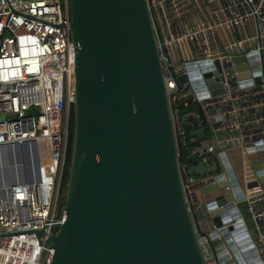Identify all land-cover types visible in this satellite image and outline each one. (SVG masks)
I'll return each instance as SVG.
<instances>
[{"label":"built area","instance_id":"1","mask_svg":"<svg viewBox=\"0 0 264 264\" xmlns=\"http://www.w3.org/2000/svg\"><path fill=\"white\" fill-rule=\"evenodd\" d=\"M145 2L186 207H196L194 189L213 177H221L228 187L217 154L235 148L243 198L233 206L264 264V189L257 178V172L264 176V83L253 82L255 77L264 80V0ZM233 56L245 58L248 77H235ZM71 74L67 0H0V264H49L53 249L48 237L63 220L59 201L73 100ZM180 75L183 81L177 79ZM205 78L215 79L223 92L210 96ZM198 93L203 94L200 99ZM187 106H192L197 126L207 131V154L195 161L202 160L210 175H196L185 161L197 146L187 138V128L194 127L179 115ZM4 152L13 170L10 181L1 172ZM207 236L197 234L201 254L208 264H217Z\"/></svg>","mask_w":264,"mask_h":264},{"label":"water","instance_id":"2","mask_svg":"<svg viewBox=\"0 0 264 264\" xmlns=\"http://www.w3.org/2000/svg\"><path fill=\"white\" fill-rule=\"evenodd\" d=\"M67 6L73 51L71 142L63 220L48 237L49 264H208L198 233L208 235L217 264H263L233 206L243 195L224 151L217 156L228 187L213 177L194 189L196 207H186L145 0H67ZM230 61L237 79L249 76L245 58ZM204 83L210 96L223 92L215 79ZM176 104L181 107V100ZM191 110L179 111L195 127L188 142L197 143L195 155L185 161L202 177L211 170L195 160L207 154L210 140ZM257 178L264 189V176L257 172Z\"/></svg>","mask_w":264,"mask_h":264},{"label":"trees","instance_id":"3","mask_svg":"<svg viewBox=\"0 0 264 264\" xmlns=\"http://www.w3.org/2000/svg\"><path fill=\"white\" fill-rule=\"evenodd\" d=\"M72 122V106L70 105V109H69V134H68V146H67V151H66V166H65V173H64V178L62 181V190H61V194H60V200L62 201L63 199V192L65 189V181H66V175H67V168H68V161H69V155H70V142H71V123ZM201 123H204V119L201 120ZM188 132V131H187Z\"/></svg>","mask_w":264,"mask_h":264},{"label":"rangeland","instance_id":"4","mask_svg":"<svg viewBox=\"0 0 264 264\" xmlns=\"http://www.w3.org/2000/svg\"><path fill=\"white\" fill-rule=\"evenodd\" d=\"M231 152H235V151H230V160L233 162V159L234 158H237V156L235 155V154H233V153H231ZM227 155V154H226ZM237 155H238V157H239V154H238V152H237ZM228 157V156H227ZM5 160V172H6V177H7V179L10 181V178H11V169H10V166H9V164H10V162H9V160H8V156H6V158L4 159ZM239 160V159H238ZM235 161V163H236V160H234ZM233 165V164H232ZM233 167L235 168V165H233ZM236 172V174H237V176L239 177V175H240V170L237 168V170L235 171ZM61 204H62V201L60 200L59 201V207H61Z\"/></svg>","mask_w":264,"mask_h":264},{"label":"crops","instance_id":"5","mask_svg":"<svg viewBox=\"0 0 264 264\" xmlns=\"http://www.w3.org/2000/svg\"><path fill=\"white\" fill-rule=\"evenodd\" d=\"M195 128V127H194ZM193 128H191V127H188L187 128V131L189 132V130H192ZM188 132H187V138L188 139H190L189 138V136H188ZM206 133V132H205ZM207 136V135H206ZM249 149V148H248ZM230 151H235V152H231V153H233V154H235L236 156H237V158H234L233 159V162L230 160ZM229 153V154H228ZM226 154H227V156H228V159L231 161V164H233V165H235V168L233 167V165H232V167H233V169H234V171H236L237 170V168H238V159H239V157H238V155H237V150L235 149V148H230V149H228L227 151H226ZM234 160H236V163H235V161ZM239 169V168H238ZM236 173V172H235ZM237 175V174H236Z\"/></svg>","mask_w":264,"mask_h":264},{"label":"bare ground","instance_id":"6","mask_svg":"<svg viewBox=\"0 0 264 264\" xmlns=\"http://www.w3.org/2000/svg\"><path fill=\"white\" fill-rule=\"evenodd\" d=\"M73 80H72V74L70 75V82H72ZM4 154H5V152H4ZM15 154H16V156H17V154H18V150L16 149V151H15ZM6 154L4 155V159L6 158ZM5 160L3 161V163H2V170H1V172L3 173V175H4V177H6V172H5ZM13 171V170H12ZM12 171H11V176H12ZM18 173H19V169H18ZM7 178V177H6Z\"/></svg>","mask_w":264,"mask_h":264}]
</instances>
